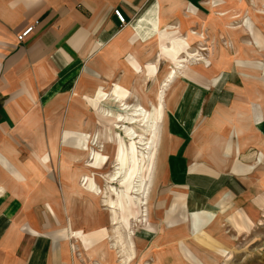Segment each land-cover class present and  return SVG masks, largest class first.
I'll return each instance as SVG.
<instances>
[{
    "label": "crops",
    "instance_id": "0c3cea01",
    "mask_svg": "<svg viewBox=\"0 0 264 264\" xmlns=\"http://www.w3.org/2000/svg\"><path fill=\"white\" fill-rule=\"evenodd\" d=\"M260 10L263 0H0V264H216L258 233L264 46L228 24L251 19L259 41ZM229 36L252 45L236 42L233 57ZM198 47L213 49L208 66L190 61ZM132 108L155 113L151 184L138 194L153 230L129 217L144 206L131 203L132 166L127 182L109 181L119 141L133 147L114 117ZM111 185L125 194L117 224Z\"/></svg>",
    "mask_w": 264,
    "mask_h": 264
},
{
    "label": "rangeland",
    "instance_id": "374dc122",
    "mask_svg": "<svg viewBox=\"0 0 264 264\" xmlns=\"http://www.w3.org/2000/svg\"><path fill=\"white\" fill-rule=\"evenodd\" d=\"M262 9H263V7H262ZM260 13H264V10H260ZM252 22L253 21H251V19H249L247 17L243 18L241 21H239V20L231 21V23L228 24V26H229L228 29L234 30L235 29L234 27H240L242 25V27L245 29V31H248L252 35L253 40L256 41L257 43H259L260 47L261 46L263 47L264 46V31L261 28H264V20H261V26H259V28H260V30L262 32V36L259 35L260 36L259 37V41L256 39V37H257V31L256 30L257 29H255V26L253 25L254 22L253 23ZM194 36L196 38H198V39H200V37H202L199 34L194 35ZM236 39H237L236 36H229V37L225 38L223 41H220L221 44L229 50V54L230 55L232 54L233 57L235 56L234 55L235 54L234 53L235 44H236V42H238ZM248 41H249V39H247L246 37H242V38L239 39L240 43H242V42L245 43L246 42V44L252 45V41L251 40L249 42ZM212 46H214L216 48V43L215 44L212 43ZM196 50L197 51H195L194 54L190 55V57H193L190 61L197 62L196 64H199L198 62H200L203 65L208 66L209 61H210V56H212V53H213V49H205V48H202V47H198ZM204 53H206V54L208 53V57L209 58ZM259 57L263 61H259L255 65L260 69V71L264 75V51L260 53ZM199 60H201V61H199ZM187 62L188 61L186 59H181V60H179V62L178 61L175 62L174 65L179 66V68L181 70V68H184V66L187 64ZM169 74L173 75L174 71L170 72ZM217 83H219V82H214L213 85H215V86L216 85H220V84H217ZM133 109L134 108H132L131 110H133ZM131 110L126 114V119L124 118L123 120H121V123L116 122V125H119L122 128L123 127L130 128V129H132V131H134L138 135V134H140V132L138 130L137 131L134 130L133 124L131 126H124L122 124L123 121H126L125 123L128 124L127 118H131L132 117L134 119V115L131 113ZM134 110H136V109H134ZM149 112L152 114V116L155 114L154 112H151V111L144 112L145 113V120H142L141 118L139 119V120L142 121L141 124H140L141 127L139 128L140 131L142 132V135L141 136L138 135L139 139L135 138L137 140L135 142L138 143V144H136V146H138V148H139V154H138L139 163H138V159H137V152H136L135 144L134 143L132 144L133 147L131 149L127 148V151L128 150L130 151V154H131V157H132L131 180L134 177L136 169L139 166L138 175L140 176V178H141L140 180H141V182L143 184L145 183V181L147 182L148 191H149V187H150V184H151V173H152V170H153L154 144H155L156 138H157L155 130H154V127H153V124L151 122L152 117H150V113ZM136 115L138 116V114H136ZM116 116L117 115H115L114 118H117ZM136 121H138V118L134 120V125L136 124ZM145 125L147 127H145ZM136 126H139V124H137ZM150 127H152V131L151 132L153 134L149 135L148 132H149ZM117 131H120L124 136L128 137V139L130 140V137L127 136L121 130V128H118ZM116 134L118 135L117 132H116ZM145 136L147 137V139H146V141L144 143H147V142L148 143H153V144H151L150 150H149L148 153H147V149L146 148L139 146L140 142L138 141V140H141L142 137H145ZM116 151H117V153L115 154V157H114V159H115L114 160V165H115L114 169L115 170H114L113 174L119 173L121 171V175H122L123 174V169H120V168H123L124 165L128 166L130 163L126 162L125 158L123 157L124 151L126 152V148L124 147V145L120 141H119V146L116 148ZM142 154H144L146 156H144V158H143L141 156ZM141 166H143V168L141 169L142 172L140 170ZM109 181H110V179H109ZM135 182H134L133 185L137 186L138 185V181L136 183ZM128 183L130 184V181ZM111 187L113 189H115L117 191V193L124 194V192L122 190L118 189L116 186L111 185L110 188ZM147 195H148V192H147ZM134 198L140 199L139 195H137V196L135 195ZM140 201H141V199H140ZM143 203L145 205L140 207V210L139 209L136 210V208L134 206H131V208H130L131 211H130L129 217L131 216V221L137 222L136 220H138V223H143L144 225H146L148 227L149 230H153L154 229L153 225H151L149 223V221H148L146 198L144 199ZM148 204H149V208L152 207L151 210L153 211V209L155 207V204H156L155 200H153L152 202H150ZM128 225L129 224H126L127 230H128ZM118 226H124V225L123 224H118ZM198 245H200V244H198ZM229 252H230V255H231V259L229 261L223 262V258H219L217 260L216 264H264V223L262 224V226L259 229L258 233H256L251 238H248V239L246 238V239L240 241L238 246L234 250L229 251ZM145 264H149V263L147 262Z\"/></svg>",
    "mask_w": 264,
    "mask_h": 264
},
{
    "label": "bare ground",
    "instance_id": "6f19581e",
    "mask_svg": "<svg viewBox=\"0 0 264 264\" xmlns=\"http://www.w3.org/2000/svg\"><path fill=\"white\" fill-rule=\"evenodd\" d=\"M191 35H197V33H191ZM200 38H202V37H200ZM188 61V60H187ZM179 62V61H178ZM182 65V64H181ZM131 113L135 116L136 114H138V116H135L134 117V119L131 117V118H127V122H128V125H134V120L135 119H142V120H145V113H144V110H142V109H140V110H131ZM144 113V114H143ZM126 119V117H123V115H117V122L118 123H121V120H123V119ZM140 122H142V121H140ZM144 122V121H143ZM145 127H147L146 125H145ZM115 128L116 129H118V128H121V130L127 135V136H129L130 137V140H132V142L135 144V146H136V144H138V143H136L135 142V140L136 139H139L138 138V135L139 136H141L140 134H138L137 135V133H135L134 131H132V129H130V128H127V127H121V126H119V125H116L115 124ZM152 127H150V129H149V135L150 134H153L152 132ZM137 135V136H136ZM136 138V139H135ZM137 141V140H136ZM140 143H142V141L141 140H138ZM151 144H153V143H144V144H142V147H144V148H146L147 149V153L149 152V150H150V146H151ZM117 148V147H116ZM136 152H137V159H138V163H139V156H138V154H139V148H138V146H136ZM89 156V155H88ZM143 158H144V156H146V155H144V154H142L141 155ZM123 157L125 158V161L126 162H128V163H130L128 166L126 165H124V167L123 168H120V169H123V174L121 175V171L119 172V173H116V174H113L112 176H111V178H110V183L111 184H115V185H117V184H122V183H124V182H127L128 181V179H129V166H131L132 165V157H131V154H130V151L128 150L127 151V148H126V152L124 151V155H123ZM119 169V170H120ZM138 171H139V166H138V168L136 169V172H135V174H134V177L132 178V180H131V187H132V190H131V192H130V194H131V203L133 204V205H138V206H141L142 204L143 205H145L144 203H141V201H140V199H138V198H134V196L136 195H138L139 194V190H140V187H141V185L143 184L142 182H141V178H140V176L138 175ZM137 182L138 181V185L137 186H135V185H133L134 184V182ZM135 182V183H136ZM110 191H111V194L113 195V200H114V202H113V211H114V215L116 216V224H117V216H118V211L122 208V203H123V199L125 198V195L124 194H121V193H117V191L115 190V189H113L112 187L110 188ZM100 192V191H99ZM136 202V203H135ZM111 204V203H110ZM111 209V210H112ZM137 210L139 209L140 210V208H136ZM136 221H138V220H136Z\"/></svg>",
    "mask_w": 264,
    "mask_h": 264
},
{
    "label": "built area",
    "instance_id": "2783aa9c",
    "mask_svg": "<svg viewBox=\"0 0 264 264\" xmlns=\"http://www.w3.org/2000/svg\"><path fill=\"white\" fill-rule=\"evenodd\" d=\"M113 17L117 20L119 24H123V17L119 10L113 9L112 10ZM36 23H33L26 28H24L19 34L15 36L16 42L21 43L33 30V27Z\"/></svg>",
    "mask_w": 264,
    "mask_h": 264
}]
</instances>
